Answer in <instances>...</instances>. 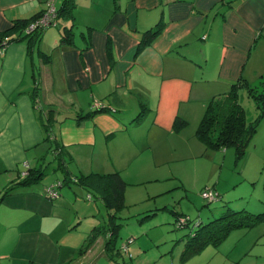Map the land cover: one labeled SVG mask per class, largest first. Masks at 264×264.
Here are the masks:
<instances>
[{
  "label": "crops",
  "instance_id": "0c3cea01",
  "mask_svg": "<svg viewBox=\"0 0 264 264\" xmlns=\"http://www.w3.org/2000/svg\"><path fill=\"white\" fill-rule=\"evenodd\" d=\"M45 1L0 0V32L42 14ZM158 22L161 33L138 51ZM53 23L39 27L36 45L9 43L0 55V264H72L95 243L79 253L93 208L71 191L48 197L59 178L48 172L123 171L127 180L186 127L195 135L209 100L234 83L258 89L264 75L255 63L264 58V0H75L73 19ZM47 159L41 179L19 183Z\"/></svg>",
  "mask_w": 264,
  "mask_h": 264
},
{
  "label": "rangeland",
  "instance_id": "374dc122",
  "mask_svg": "<svg viewBox=\"0 0 264 264\" xmlns=\"http://www.w3.org/2000/svg\"><path fill=\"white\" fill-rule=\"evenodd\" d=\"M262 62L261 56L255 59L256 64ZM237 91L246 119H254L258 113L256 100L246 87ZM98 108L107 110L105 106ZM189 128L180 133L183 140L174 139L164 151L152 153L143 172L138 173L141 163L134 164L129 172L132 177L127 180L122 171L127 181L125 205L114 212L118 230L112 237L108 212L93 192L64 181V170L46 174L48 177L59 174L58 180L51 182H64L58 187L60 194L71 191L76 205L87 202L93 208L92 215L81 222L80 228L89 232L95 227L97 238L89 252L72 264H264V223L236 228L218 245H207L183 255L187 240L198 229L197 222L214 220L228 208L252 213L264 210V115L246 145L245 155L238 158L232 146L209 148L190 134ZM196 128L193 127L194 132ZM43 165L47 167L49 160ZM206 188L218 193L219 200L208 202L202 196ZM87 207L80 209L83 212ZM174 212L188 216L190 224L177 227ZM130 237L134 241L129 244L131 256H128L122 246ZM108 239H111L109 248L105 244Z\"/></svg>",
  "mask_w": 264,
  "mask_h": 264
},
{
  "label": "trees",
  "instance_id": "16d2710c",
  "mask_svg": "<svg viewBox=\"0 0 264 264\" xmlns=\"http://www.w3.org/2000/svg\"><path fill=\"white\" fill-rule=\"evenodd\" d=\"M61 3L62 4H60L59 7L55 4L56 24L53 23L54 25L50 24V26L57 25L58 18L60 17L65 18L66 16H69L73 19L75 0H62ZM46 7L47 2L45 1L44 9ZM40 15L41 12L28 19L15 20L9 28L0 32V55L3 54L9 43L25 41L28 48L36 45L41 38L44 28H33L32 30H28V24L34 22ZM72 27L73 24L65 29L63 27L64 30H62L60 38L62 42L70 41L68 36L72 33ZM162 27L163 25L158 22L154 27L146 30L137 47V50L139 51L145 46L151 44L152 41H154V39L161 33ZM241 83L232 84L228 93L209 100L205 107L204 114L195 130L196 137L200 139L205 146L207 145L209 148L232 146L237 158L245 155L246 145L249 139L254 135L262 115H264V75L261 76V85L258 89H255L252 86L244 85V82ZM239 87H246L249 95L257 102V116L250 121L246 119L244 109L238 101L237 89ZM98 110L105 111L103 108H98ZM143 111L144 109L142 108L138 114L139 118L143 115ZM40 123L46 133V140L52 141V131L49 126V118L45 121L42 120ZM176 123H174V127H176ZM43 171V167L39 169H28L26 175L19 179V183L28 184L38 181L43 176ZM64 175V181L68 180L69 182H74L80 187L93 192V194L99 198L108 212V221L110 224L109 235L110 237L115 235L118 230V224L116 223V215L114 212L119 211L124 207L125 190L127 186V182L121 176L120 172H90L80 176H73L69 175L66 170ZM59 182L61 183V186H63L64 182ZM205 192H210L212 195L211 198H206L208 202L219 200L218 193H216L213 189L206 188V190L202 192V196ZM90 197L91 196L88 194V198ZM153 214H155V212ZM174 214L175 224L177 227L182 228L190 224L191 219L188 216L179 212H174ZM257 223H264V210L258 213H252L246 210L231 211L228 208L214 220H210L205 224H202L201 221H199L195 224L198 226V229L194 230L195 234L190 237V240H187L183 255L195 253L207 245H218L232 230L236 228L247 229ZM91 231L92 232L86 239L84 245L79 248L80 254H84L97 238L95 234V227ZM110 241L111 239L105 241L108 248L110 247ZM133 241L134 238H127L122 246V249L128 256H131L129 244Z\"/></svg>",
  "mask_w": 264,
  "mask_h": 264
},
{
  "label": "built area",
  "instance_id": "2783aa9c",
  "mask_svg": "<svg viewBox=\"0 0 264 264\" xmlns=\"http://www.w3.org/2000/svg\"><path fill=\"white\" fill-rule=\"evenodd\" d=\"M55 5L53 3V0H47V7L44 9L43 13L37 17V19L28 24V30H32L33 28H39L41 26H45V25H48L55 17ZM95 105L98 107V106H104V104L100 103V102H95ZM26 174V172H21V177H24ZM61 186V183L60 182H57V183H54V184H51V185H48L46 187V193H47V196L50 197V198H55L59 195V189L58 187ZM203 196L204 197H207V198H211V193L208 192V193H203Z\"/></svg>",
  "mask_w": 264,
  "mask_h": 264
}]
</instances>
